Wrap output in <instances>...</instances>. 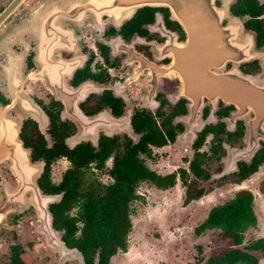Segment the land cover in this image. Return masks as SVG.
<instances>
[{"label":"flooded vegetation","instance_id":"1","mask_svg":"<svg viewBox=\"0 0 264 264\" xmlns=\"http://www.w3.org/2000/svg\"><path fill=\"white\" fill-rule=\"evenodd\" d=\"M15 1L0 0V110L20 120L17 138L27 161L41 166L39 176L45 168L46 149L60 142L72 149L80 143L97 148L98 143L115 141L117 150L103 162L111 182L107 171L113 157L123 153L129 142L136 144L143 135L157 133L165 144L147 145L148 156H139L145 166L144 160L155 154L152 150L157 153L187 143L186 166L178 169L186 171L188 181L194 179L206 191L213 181L231 179L236 188L232 198L241 192L250 197L254 224L244 231L260 227L258 216L264 214V202H258L264 201V34L258 35L252 23L263 21L264 15L236 16L230 10L235 0H230L227 16L219 24L232 26L237 38L245 36L243 42L231 39L227 43L246 49L241 57L232 58L190 45V26L176 19L172 9L176 5L185 14L188 0H138V8L127 18L113 16L112 20L100 8L76 10V15L54 11L43 17L37 11L46 0ZM257 2L264 4V0ZM212 3L219 8L223 2ZM231 74L249 80L251 95L237 100L227 97L232 93L223 79ZM79 114L97 119L85 131L92 140L69 148V139L81 129L74 119ZM135 118L138 134L132 126ZM127 120L135 141L123 131L111 132L112 122L126 129ZM37 144L43 148L36 149ZM194 158L199 162V178L188 170ZM60 159L69 165L65 157ZM7 165L0 160V264H13V248L18 245L14 223L29 218L32 211L27 193L16 202L17 183ZM89 166L90 171L96 170L93 163ZM222 171L226 174L215 178ZM255 175L259 176L250 181ZM61 176L55 183L49 173L50 184L57 185ZM14 207L19 212H13ZM75 210L72 207L69 214ZM259 239L264 236L255 241ZM257 257V261L262 259Z\"/></svg>","mask_w":264,"mask_h":264},{"label":"trees","instance_id":"2","mask_svg":"<svg viewBox=\"0 0 264 264\" xmlns=\"http://www.w3.org/2000/svg\"><path fill=\"white\" fill-rule=\"evenodd\" d=\"M230 10L236 16H259L264 15V4H259L257 0H235ZM252 24L258 35L264 34V20ZM132 126L138 134V119H132ZM148 144L161 146L165 140L160 134L150 133L143 135L136 144L129 142L123 153L113 157L107 171L112 181L108 184L94 179L89 173V165L93 163L94 169H103L104 160L117 150L115 141L98 143L97 148L80 143L72 149L60 142V145L46 149L45 168L36 184L44 195L61 193L60 200L48 206L51 227L60 233L66 247L81 253L84 264H93L96 257L97 264H109L117 252L126 251L127 236L131 230L129 206L138 198L136 188L141 182L166 190L173 187L178 178L184 188V206L203 195V189L194 179L188 181L183 169L164 176L150 171L139 158L140 154L148 156ZM40 148L43 146L37 144L36 149ZM60 157H65L69 165L60 182L53 185L49 181L50 166ZM188 170L193 177H201L196 158L189 162ZM249 202V194L241 192L224 204L212 207L194 229L196 235L205 230L218 229L220 239L224 241L212 250L203 264H257V255L264 260V239L241 245V233L254 224ZM74 206L76 210L69 214ZM13 264H32L18 245L13 248Z\"/></svg>","mask_w":264,"mask_h":264},{"label":"rangeland","instance_id":"3","mask_svg":"<svg viewBox=\"0 0 264 264\" xmlns=\"http://www.w3.org/2000/svg\"><path fill=\"white\" fill-rule=\"evenodd\" d=\"M88 1L46 0L37 12H40L44 17L54 11H64L74 4L79 5ZM224 5L227 8L228 2ZM222 7L223 4L219 8ZM112 19L113 16H111ZM244 39L245 36L243 37L241 34L238 41L243 42ZM10 118L17 119L12 116ZM111 124V132L123 131L133 141L136 140L135 136L129 131L127 132V127L126 129L119 128L118 121ZM80 130L78 132L84 134L82 140H92L87 132L82 133ZM86 130L84 129V131ZM78 132L74 136H77ZM74 136L69 139L70 145L67 143L68 146L75 142ZM186 146L187 143L180 142L178 147H168L157 153L152 150V153H155L154 156L145 159L144 162L154 173L167 175L186 166L188 160ZM35 166L39 167L40 165L36 164ZM67 167L68 165L62 159L56 160L50 166V178L56 183ZM107 167H109V163L106 164V169ZM89 173L101 184L110 182L105 169L93 170ZM224 174L226 173L222 171L215 178ZM258 176H253L250 181L257 179ZM246 183L250 185L249 182ZM235 191L236 188L231 179L221 182L213 181V186L204 191L199 199L192 200L184 206L182 204L184 188L177 180L173 187L166 190L157 189L149 183L138 184L136 188L138 198L132 201L129 206L131 230L127 236V249L125 252H117L110 259L109 264H203L204 259L212 250L224 241L220 239L218 229L205 230L199 235L194 233V229L205 219L207 211L211 207L231 199ZM258 202L263 203L264 201L260 199ZM28 203L32 210L30 217L18 218L14 223L15 244L23 248L32 264H57V252L47 244L44 235L39 231L40 222L37 220L29 200ZM262 207L264 208V205ZM18 209L14 207L12 211L17 213ZM258 217L260 218V227L254 228V230L248 227L241 234L243 245L264 236V214ZM58 234L60 236L59 232ZM63 264H77V262L67 261Z\"/></svg>","mask_w":264,"mask_h":264},{"label":"water","instance_id":"4","mask_svg":"<svg viewBox=\"0 0 264 264\" xmlns=\"http://www.w3.org/2000/svg\"><path fill=\"white\" fill-rule=\"evenodd\" d=\"M212 1L188 0L185 14L180 11L182 8L178 9L176 5L172 9L178 17L176 19L182 22V24H185V26H190V45L204 49L206 53L214 52L224 57L239 58L245 54L246 49L239 45L234 46L227 43L228 40L238 39L234 36L235 30L232 26L222 28L219 24L221 18L227 13V8L224 4L229 3L230 0H221L223 2L222 8H215ZM97 8H100L110 16L123 19L127 18L128 15L138 8V0H104L101 4L89 0L83 4L72 5L63 15L70 13L76 15V10H78V13H81L83 9L90 10ZM225 79L232 80L233 82L228 81L227 84ZM223 81L224 87L228 92L232 93L228 94L227 97L232 100H237L252 93L249 80L246 77H238L231 74L224 78ZM235 84H237V91L235 90ZM76 92L81 94L83 89H78ZM231 102L234 103V101ZM74 119L80 124V131L82 133L85 132L84 129H87L88 126L97 121L96 118H86L81 114ZM128 122L127 120V132L129 131L131 133ZM19 125L20 120L10 118L7 110H0V160L8 162L6 167L16 180V202H18L19 195L23 193L29 195V202L36 213L37 220L40 222L39 231L44 235L47 244L57 252V264H63L67 261L84 264L81 253L75 248L66 247L60 239L58 232L51 227V216L48 212V206L57 203L60 200V195H44L38 189L36 180L41 172V166L32 165L27 161V153L21 147L20 141L17 138ZM82 135L84 134L79 133L77 136H74L73 139L75 142L71 146L79 143L82 140ZM71 146L68 147L70 148ZM93 264H97V257L94 259ZM257 264H264V260L259 259Z\"/></svg>","mask_w":264,"mask_h":264},{"label":"crops","instance_id":"5","mask_svg":"<svg viewBox=\"0 0 264 264\" xmlns=\"http://www.w3.org/2000/svg\"><path fill=\"white\" fill-rule=\"evenodd\" d=\"M4 161V160H3Z\"/></svg>","mask_w":264,"mask_h":264}]
</instances>
